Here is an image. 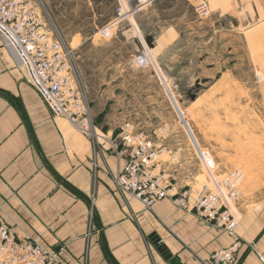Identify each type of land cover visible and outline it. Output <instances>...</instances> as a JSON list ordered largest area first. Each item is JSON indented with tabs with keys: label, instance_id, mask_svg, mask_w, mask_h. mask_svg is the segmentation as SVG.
<instances>
[{
	"label": "crops",
	"instance_id": "obj_1",
	"mask_svg": "<svg viewBox=\"0 0 264 264\" xmlns=\"http://www.w3.org/2000/svg\"><path fill=\"white\" fill-rule=\"evenodd\" d=\"M187 2L194 8L189 17L183 11L163 18L161 11L167 8L154 5L135 13L128 30L140 52L150 45L152 64L138 67L132 62L136 54H131L125 60L131 69L123 66L104 83L111 89L103 110L106 115L109 110L122 113L123 119L96 128L99 134L119 139L127 122L135 128L154 126L140 129L162 146L158 163L179 190L197 185L198 176L189 164L199 156L189 144L173 149L164 144L185 141L180 133L185 125L173 100L182 105L183 93L171 72L186 73L197 84L221 79L227 71L222 67V37H239L262 78L259 88L264 96V0H208L206 17L197 13L198 0ZM150 15L156 18L148 27ZM127 160L125 149L101 152L90 134L67 118L54 117L0 37V203L17 237L63 246L65 258L71 256L78 264L84 259L87 264H172L154 245L152 234L184 264H204L213 252L240 240L237 264H264L259 256H264V200L242 212L231 235L173 199L148 207L137 198L124 197L113 178Z\"/></svg>",
	"mask_w": 264,
	"mask_h": 264
},
{
	"label": "rangeland",
	"instance_id": "obj_2",
	"mask_svg": "<svg viewBox=\"0 0 264 264\" xmlns=\"http://www.w3.org/2000/svg\"><path fill=\"white\" fill-rule=\"evenodd\" d=\"M36 2L44 8L49 26L63 39L69 50L90 102L91 118L96 128L98 124L106 127L107 123L112 125L123 119L122 113L116 114L114 110H109L106 115L107 111L103 110L107 91L111 89L104 83L113 78L124 68L123 66L129 69V65H125V60L131 54L140 53L137 40L132 36L133 31L128 30L131 28L130 23L134 22L135 13L152 5L156 9L167 8L161 11L163 18L177 16L183 11H187L189 17L194 11L187 0H154L152 4L140 8L135 7L136 2L130 0L126 2L130 10L112 27L113 34L108 36L103 31L119 16L120 0H36ZM155 18V15H150L146 26L150 27ZM183 18L184 16L177 21H182ZM149 47L150 45L146 44L145 49L148 51ZM225 49L228 51H223ZM221 50L225 55H222V67L227 68L226 72H222L221 79L213 78L208 80V84H197L191 77H186V73L180 74L179 70L171 72L175 74L174 79L183 93V104L178 102V105L180 104L188 114L189 118L187 116L184 118L189 126H186V122H181V125L185 126H182L183 130L179 132L185 141L175 142L171 139L164 144L169 149L179 144H189V149L196 150L199 158V148L209 151L216 162V174L219 178L223 177L225 172L242 170L244 179L239 186L237 203L241 215L245 209L252 208L256 202L264 200V96L259 88L262 78L259 77L258 69L246 51L243 39L223 36ZM232 51L234 52L230 54ZM152 53L155 55L154 51ZM230 57H233L231 61ZM116 63L120 64L112 67ZM119 81L124 83L128 80ZM208 87L210 90H207ZM195 97L198 99L194 103H189L190 99ZM139 102H143V99L140 98ZM140 128L152 130L155 127L132 126L131 130L143 132L160 151L162 146L149 136V131L146 133ZM177 135L181 137L180 134ZM199 158L195 154V158L189 164L193 176H198L197 185L192 189L196 195L213 187L208 172ZM172 182L175 183L173 178Z\"/></svg>",
	"mask_w": 264,
	"mask_h": 264
},
{
	"label": "built area",
	"instance_id": "obj_3",
	"mask_svg": "<svg viewBox=\"0 0 264 264\" xmlns=\"http://www.w3.org/2000/svg\"><path fill=\"white\" fill-rule=\"evenodd\" d=\"M130 0H120L118 17L103 33L112 35V27L130 10ZM135 7L150 5L154 0H132ZM197 13H210L208 0H198ZM36 0H0V37L14 55L25 78L39 92L54 117L69 119L81 131L92 136L99 151L120 153L125 149L128 160L114 175L117 191L124 197H134L151 207L156 201L172 197L183 208L195 210L201 220L210 221L235 234L241 215L237 208L239 186L244 179L240 169L225 172L219 178L217 165L209 151L199 148L200 159L213 187L196 196L192 188L177 189L171 175L160 167L156 149L143 132H132L127 123L120 138L100 135L91 118L90 102L78 71L63 39L49 26ZM150 53L144 49L132 58L138 67L152 64ZM241 241L212 253L204 264H237ZM264 263V256L259 253ZM0 264H78L71 256L65 258V248L47 246L36 238H19L7 223L0 203ZM83 264L86 263L84 259Z\"/></svg>",
	"mask_w": 264,
	"mask_h": 264
},
{
	"label": "water",
	"instance_id": "obj_4",
	"mask_svg": "<svg viewBox=\"0 0 264 264\" xmlns=\"http://www.w3.org/2000/svg\"><path fill=\"white\" fill-rule=\"evenodd\" d=\"M173 100H174V103H175V106L176 108L178 109L182 119H183V122L185 123L186 122V126L188 127L189 124L187 123V121L185 120L184 118V114L181 112L179 106H178V103L177 101L175 100V98L173 97ZM188 124V125H187ZM189 130V129H188ZM192 133V132H191ZM192 138L196 144V146L199 148V145L192 133ZM150 239L152 240V242L154 243V245L157 247V249L159 250V252L162 254V256L170 261L172 264H184L182 263L177 257H174L173 254L170 252V250L168 249V247L166 246V244L162 241V239L156 235V234H152L150 236Z\"/></svg>",
	"mask_w": 264,
	"mask_h": 264
},
{
	"label": "bare ground",
	"instance_id": "obj_5",
	"mask_svg": "<svg viewBox=\"0 0 264 264\" xmlns=\"http://www.w3.org/2000/svg\"><path fill=\"white\" fill-rule=\"evenodd\" d=\"M100 135H102V134H100Z\"/></svg>",
	"mask_w": 264,
	"mask_h": 264
}]
</instances>
